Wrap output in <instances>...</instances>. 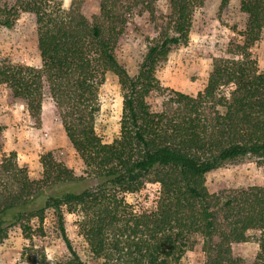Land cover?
I'll use <instances>...</instances> for the list:
<instances>
[{"label":"trees","instance_id":"obj_1","mask_svg":"<svg viewBox=\"0 0 264 264\" xmlns=\"http://www.w3.org/2000/svg\"><path fill=\"white\" fill-rule=\"evenodd\" d=\"M122 1L100 0L90 20L84 0L68 9L62 0H15L11 7L0 0V28L13 29L20 14L34 18L41 60L34 68L0 57V85L37 123L48 95L84 167L76 176L48 151L33 180L0 145V241L13 228L29 239L31 222L42 223L51 210L71 256L66 264H85L66 236V209L96 264H180L197 247L203 264H264V186L210 193L205 185L226 164L254 163L264 172V73L251 54L264 31V0H239L247 18L240 40L229 43L227 57L213 59L195 96L164 89L155 72L172 48L187 45L197 0H169L167 21L148 40L134 76L115 54L131 7ZM230 1L219 0L220 10ZM107 73L117 77L122 99L111 143L96 133ZM148 178L160 187L156 207L136 213L123 194ZM247 243L257 247L252 260L235 257L232 247ZM27 263L47 264L43 255Z\"/></svg>","mask_w":264,"mask_h":264},{"label":"rangeland","instance_id":"obj_2","mask_svg":"<svg viewBox=\"0 0 264 264\" xmlns=\"http://www.w3.org/2000/svg\"><path fill=\"white\" fill-rule=\"evenodd\" d=\"M15 0H2L11 7ZM83 12L88 19L98 13L100 0H84ZM68 9L71 0H62ZM129 4L125 13V27L120 36L115 54L118 62L134 76L147 52L148 40L158 37L160 27L169 15V0H123ZM247 18L240 12L239 0H231L226 9L220 10L219 0H197L191 15L188 43L172 48L167 59L156 69L159 84L167 90L195 96L207 83L214 58L227 57L229 43L240 40ZM258 71L264 73V31L251 48ZM0 57L14 63L39 68L41 60L37 50L34 18L20 14L13 29L0 28ZM101 112L96 122V133L104 143H111L119 134L122 99L117 77L107 73L100 89ZM158 104L157 99L150 100ZM0 145L4 154L15 152L19 166L27 168L29 177L39 179L42 169L40 155L56 151L57 156L82 176L84 167L64 134L57 110L48 95L44 96L40 122H36L21 101L12 99L8 89L0 85ZM1 158V155H0ZM205 185L210 193L240 190L264 186V172L254 163H231L206 175ZM160 187L151 178L132 193H124L125 202L136 213L155 209ZM64 211L65 233L70 244L85 264H96L88 246L79 234L77 217ZM32 236L26 239L19 228L8 231L0 241V264H29L42 255L47 264H66L71 256L61 238L59 225L53 211L49 210L42 223L33 220ZM235 257L252 260L257 251L255 244H239L232 247ZM204 258L197 247L187 252L180 264H203Z\"/></svg>","mask_w":264,"mask_h":264}]
</instances>
